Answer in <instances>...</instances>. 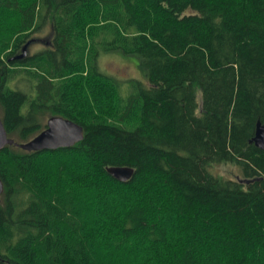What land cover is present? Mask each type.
<instances>
[{"label":"trees","instance_id":"trees-1","mask_svg":"<svg viewBox=\"0 0 264 264\" xmlns=\"http://www.w3.org/2000/svg\"><path fill=\"white\" fill-rule=\"evenodd\" d=\"M100 50L146 82L123 96ZM51 116L83 139L0 150V264H264V0H0L4 129L24 143Z\"/></svg>","mask_w":264,"mask_h":264},{"label":"water","instance_id":"water-1","mask_svg":"<svg viewBox=\"0 0 264 264\" xmlns=\"http://www.w3.org/2000/svg\"><path fill=\"white\" fill-rule=\"evenodd\" d=\"M28 41L22 48V52L15 57L16 60L23 59L27 54ZM83 139V128L60 116H51L45 123V128L31 140L24 143H15L7 135L0 118V150L6 145L15 147L26 152H41L57 149L70 148ZM250 143L255 147L264 150V125L257 124L255 134ZM107 173L119 182H127L134 174V169L129 167H109ZM241 183H248V180H240ZM3 193V184L0 180V197Z\"/></svg>","mask_w":264,"mask_h":264},{"label":"rangeland","instance_id":"rangeland-1","mask_svg":"<svg viewBox=\"0 0 264 264\" xmlns=\"http://www.w3.org/2000/svg\"><path fill=\"white\" fill-rule=\"evenodd\" d=\"M51 38V27L47 23L45 29L34 33L30 39H36L37 42L29 48V53L41 51L45 48V43ZM139 59L136 56H125L120 52H103L100 50L97 58L99 70L106 75L114 77L120 84V93L124 96L127 94L130 79H138L146 82L143 71L139 67ZM199 102V97H198ZM45 118L44 123L47 119ZM211 172L214 175L232 179L241 180L240 171L233 164H218L211 167Z\"/></svg>","mask_w":264,"mask_h":264},{"label":"flooded vegetation","instance_id":"flooded-vegetation-1","mask_svg":"<svg viewBox=\"0 0 264 264\" xmlns=\"http://www.w3.org/2000/svg\"><path fill=\"white\" fill-rule=\"evenodd\" d=\"M28 41H30V44H29V46H28V48H27V54H26V56L27 55H30V53H29V48H30V46L32 45V44H35L36 42H37V40L36 39H28ZM49 44V41H47L46 43H45V46L46 45H48ZM21 52H22V50H21ZM20 52V53H21ZM18 55H19V53H18Z\"/></svg>","mask_w":264,"mask_h":264},{"label":"bare ground","instance_id":"bare-ground-1","mask_svg":"<svg viewBox=\"0 0 264 264\" xmlns=\"http://www.w3.org/2000/svg\"><path fill=\"white\" fill-rule=\"evenodd\" d=\"M44 9H45V7H44ZM43 12V11H42Z\"/></svg>","mask_w":264,"mask_h":264}]
</instances>
